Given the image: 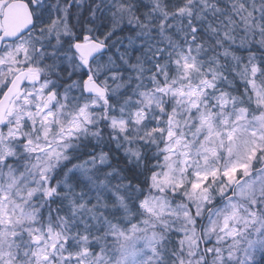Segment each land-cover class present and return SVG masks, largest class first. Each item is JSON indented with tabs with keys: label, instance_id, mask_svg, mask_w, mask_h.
Instances as JSON below:
<instances>
[{
	"label": "snow or ice",
	"instance_id": "snow-or-ice-1",
	"mask_svg": "<svg viewBox=\"0 0 264 264\" xmlns=\"http://www.w3.org/2000/svg\"><path fill=\"white\" fill-rule=\"evenodd\" d=\"M0 264H264V0H0Z\"/></svg>",
	"mask_w": 264,
	"mask_h": 264
}]
</instances>
